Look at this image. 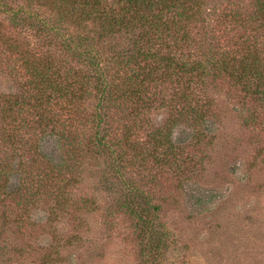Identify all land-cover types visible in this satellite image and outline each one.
<instances>
[{"label":"rangeland","instance_id":"rangeland-1","mask_svg":"<svg viewBox=\"0 0 264 264\" xmlns=\"http://www.w3.org/2000/svg\"><path fill=\"white\" fill-rule=\"evenodd\" d=\"M205 1L200 28L191 30L184 45L188 60L245 64L237 45L243 27L232 22L219 28L218 44L211 38L215 24L204 27L203 21L213 10L224 14L238 9L251 26L258 24L257 34H263L253 58L263 67L264 27L256 16V0ZM0 27L15 43L10 50L6 36H0V93L24 90L28 74L20 64L25 58L49 57L64 71L61 62L68 58L59 48H47L44 40L25 32L26 26L12 25L7 14L0 13ZM218 76L205 77L213 113L202 125L203 137L192 138L194 126L188 120L174 128L173 136L182 137L185 148L180 174L176 166L166 170L141 162L140 156L133 157L130 144L121 141L125 151L121 171L115 174L118 156L113 161V155L90 143L97 129L94 89L81 102L72 97L73 104L66 105L62 100L66 108H55L53 129L42 128L26 109L13 108L5 121L0 102V264H264V101L246 97L239 81ZM159 88L157 101L146 113L153 124L170 115L159 101L171 91L165 85ZM107 112V132L116 141L128 110L116 104ZM12 122L15 140L3 135ZM146 134L145 127L135 130L132 142L145 140ZM45 160L64 165L68 203L61 210L48 196ZM23 175L29 177L22 181ZM20 196L28 203H21ZM134 203L143 205L139 210L150 223L141 225L130 213L127 205Z\"/></svg>","mask_w":264,"mask_h":264},{"label":"trees","instance_id":"trees-1","mask_svg":"<svg viewBox=\"0 0 264 264\" xmlns=\"http://www.w3.org/2000/svg\"><path fill=\"white\" fill-rule=\"evenodd\" d=\"M207 2L0 0V13L7 14L12 25L26 26L28 29L25 32H31L33 36L44 40L47 48H59L66 58L79 66L75 68L70 63L71 66H67L69 60L65 59L61 62L64 71H60L55 59L54 62L49 57L25 58L20 64V67L23 64L28 74L24 90L19 94L0 93V102L5 105L2 111L6 114L2 119L5 120L13 108L26 109L36 117V122L42 128L53 129L58 116L55 108L61 111L66 108L61 104L62 100L68 101L66 105L73 104L72 97L81 102L85 94L94 89L93 95L97 102L92 113L97 129L90 143L101 152L113 155V161L118 156L117 161L120 162L113 166L115 174L121 171V154L125 151L119 141L125 146L129 143L133 157L140 156L141 162H152L166 170L176 166L177 174H180L184 171L179 170L180 162L186 157L180 155L185 148L180 144L183 138L173 136L174 128L180 120H188L194 126L192 138L199 140L203 137L202 125L208 115L213 113L212 100L207 99L205 94V77L209 73L213 77L221 75L239 81L246 97H259L264 101V65L260 66L253 59L257 54L256 42L263 34H257L258 24L251 26L244 11L235 9L222 14L213 10L203 21L207 24L204 27L210 28L211 24H215L211 38H216L218 44L221 36L215 32L219 28L232 22L243 27V33L237 36L240 40L237 45L245 54V64H237L238 61L231 64L219 59L188 60V54L183 51L184 45L190 39L191 30L200 28L198 21ZM255 12L260 19V26L264 27L262 1L256 0ZM0 36L3 40L6 36L10 42L4 40L8 43L7 48L14 49L12 36H7L1 27ZM213 48L215 50L217 47ZM160 85H165L171 91L169 98L162 97L159 101L161 107H169L170 115L161 124H153L149 122L146 113L157 101L155 95L159 93ZM116 104L121 110H128L126 116L129 117L123 122L122 136L115 141L107 132L111 119L107 109ZM71 107L65 112L69 113ZM184 116L188 117L182 118ZM13 122L11 128L3 131V135L6 134L11 140L17 139ZM142 127L147 129L145 140L132 142L133 132ZM44 164L46 166L42 170L47 173L48 196L54 198V205L61 210L68 203L65 191L67 184L64 181V170L61 169L64 165L52 166L47 160ZM194 164L188 166L189 172ZM17 168L30 175L25 173L26 168L23 171L20 166ZM27 177L23 175L22 181ZM33 179L36 181L38 178ZM34 193L31 192V195ZM19 199L21 203H28L24 202L23 196ZM197 200L200 202L202 197ZM127 206L130 213L144 223L141 225L150 223L139 210L142 204Z\"/></svg>","mask_w":264,"mask_h":264}]
</instances>
